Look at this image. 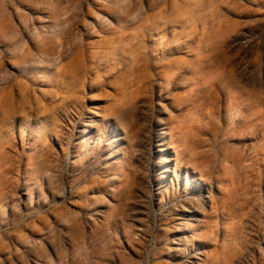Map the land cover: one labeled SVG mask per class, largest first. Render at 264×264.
I'll return each instance as SVG.
<instances>
[{
  "label": "rangeland",
  "instance_id": "1",
  "mask_svg": "<svg viewBox=\"0 0 264 264\" xmlns=\"http://www.w3.org/2000/svg\"><path fill=\"white\" fill-rule=\"evenodd\" d=\"M0 264H264V0H0Z\"/></svg>",
  "mask_w": 264,
  "mask_h": 264
}]
</instances>
